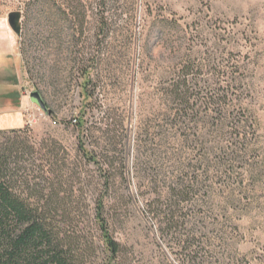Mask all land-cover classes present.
Here are the masks:
<instances>
[{"label":"rangeland","instance_id":"1","mask_svg":"<svg viewBox=\"0 0 264 264\" xmlns=\"http://www.w3.org/2000/svg\"><path fill=\"white\" fill-rule=\"evenodd\" d=\"M183 71L184 120L170 96ZM7 105L37 148L51 137L67 149L79 206L91 215L103 199L126 264H264V0H0V110ZM84 110L99 165L77 152ZM235 143L229 172L215 168L220 148ZM194 177L186 222L171 229L161 199ZM83 225L92 235L79 264H104L95 226Z\"/></svg>","mask_w":264,"mask_h":264},{"label":"trees","instance_id":"2","mask_svg":"<svg viewBox=\"0 0 264 264\" xmlns=\"http://www.w3.org/2000/svg\"><path fill=\"white\" fill-rule=\"evenodd\" d=\"M91 80L87 76L82 84L87 99L93 96L87 85ZM189 83L188 73L183 71L170 91L177 105L182 106L177 109L176 119H185ZM86 112L74 118L73 126L79 132L77 152L87 163L99 165L101 153L89 143ZM29 132L28 125L0 130V264H79L91 234L85 222L96 228L106 254L104 264H126L122 244L112 234L103 199L96 201L91 215L79 206L74 185L77 164L67 149L51 137L37 148ZM240 145L243 146L235 143L221 147L214 167L228 173L229 166L240 156ZM210 168L205 163V172ZM193 179L175 182L161 199L162 216L171 229L186 222L184 205L193 199L194 182H198L197 177ZM192 236L193 232L186 233L187 239ZM188 248L183 246L184 251Z\"/></svg>","mask_w":264,"mask_h":264},{"label":"crops","instance_id":"3","mask_svg":"<svg viewBox=\"0 0 264 264\" xmlns=\"http://www.w3.org/2000/svg\"><path fill=\"white\" fill-rule=\"evenodd\" d=\"M24 127L19 115L11 105L5 106L0 110V130L1 129H16Z\"/></svg>","mask_w":264,"mask_h":264},{"label":"water","instance_id":"4","mask_svg":"<svg viewBox=\"0 0 264 264\" xmlns=\"http://www.w3.org/2000/svg\"><path fill=\"white\" fill-rule=\"evenodd\" d=\"M21 14L19 12H13L9 14L8 21L11 28L19 35L21 34V25H20ZM31 99H33L44 111H47V106L38 91L30 93Z\"/></svg>","mask_w":264,"mask_h":264}]
</instances>
